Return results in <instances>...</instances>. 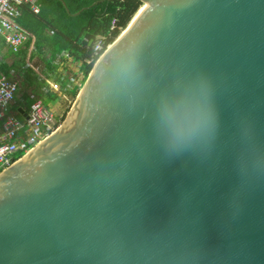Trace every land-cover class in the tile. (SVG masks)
Masks as SVG:
<instances>
[{
  "label": "water",
  "instance_id": "1",
  "mask_svg": "<svg viewBox=\"0 0 264 264\" xmlns=\"http://www.w3.org/2000/svg\"><path fill=\"white\" fill-rule=\"evenodd\" d=\"M139 1L0 170V264H264V0Z\"/></svg>",
  "mask_w": 264,
  "mask_h": 264
},
{
  "label": "trees",
  "instance_id": "2",
  "mask_svg": "<svg viewBox=\"0 0 264 264\" xmlns=\"http://www.w3.org/2000/svg\"><path fill=\"white\" fill-rule=\"evenodd\" d=\"M39 1L40 10L38 13H32L27 10V6H24L19 9L20 14L16 19H18L19 28L27 35L25 45L28 49L24 54L25 58L32 60L34 55L38 54L41 60L42 65L35 62L28 71L33 76L32 79L37 83L36 85L43 87V94H47L49 91L47 98L43 101L47 103L50 99H55L57 94L53 90L55 86L45 82V78L38 73L36 66L41 65L43 73L53 70L55 67L53 61L57 54L64 51L73 61L80 63L79 70L83 76L79 84L60 92L61 102L58 108L60 118L63 120L93 64L107 45L112 43L125 28L141 6V2L139 0H101L91 5L96 0ZM79 10L81 11L78 14H74ZM114 20L115 26L111 29L110 26ZM98 38H103L102 51L99 55L95 54L93 50L94 42ZM90 40H93L91 44H89ZM31 46L33 48L29 51ZM34 47L38 50L45 49L47 53L45 52L42 56L41 53L34 50ZM21 97L27 104L36 99V96H31L28 93L22 94ZM6 113L21 117L17 106H9ZM22 153L19 151L17 157H20Z\"/></svg>",
  "mask_w": 264,
  "mask_h": 264
},
{
  "label": "built area",
  "instance_id": "3",
  "mask_svg": "<svg viewBox=\"0 0 264 264\" xmlns=\"http://www.w3.org/2000/svg\"><path fill=\"white\" fill-rule=\"evenodd\" d=\"M27 5L33 13H38V0H0V36L14 52L18 51L27 35L19 28L16 17L20 7ZM115 26L112 21L110 28ZM103 38L94 44L95 54L102 51ZM18 84L14 80L0 76V170L10 166L24 153L31 150L56 129L61 118L59 113L41 98H36L29 105L26 117L20 119L6 111L14 102ZM22 155L17 157V153Z\"/></svg>",
  "mask_w": 264,
  "mask_h": 264
},
{
  "label": "crops",
  "instance_id": "4",
  "mask_svg": "<svg viewBox=\"0 0 264 264\" xmlns=\"http://www.w3.org/2000/svg\"><path fill=\"white\" fill-rule=\"evenodd\" d=\"M38 5L40 7L39 0ZM24 6L20 8L22 9L24 8ZM26 8L28 11L32 12L28 6ZM26 40L20 46L18 51L14 52L7 46L3 37L0 36V76H5L7 79L14 80L18 84V90L15 96V100L10 106H17V111L21 115V117H18L20 119H24L26 117V112L30 105V103L27 104L26 101L22 99V94L28 93L31 96H36V98H41L42 100H44L47 98V95L49 93L48 91L47 94H43V87L36 85L37 83L32 79L33 76L30 75L28 71L29 67L35 62H39V64H41V60L38 54H35L32 60H27L25 58L24 54H26V51L28 49V47H26L25 45ZM95 43L96 42H94V44ZM32 48L33 46L29 48V51H31ZM34 50H36L38 53H41L42 56L45 52L47 53L45 49L38 50L36 47H34ZM53 64L55 66L54 69L48 71L44 70V73L42 71L43 67L41 68L42 64L36 66L35 68H37L38 73L45 78L46 83L51 86H55V89L53 90L54 93L57 94V97L52 100L50 99L49 101H47V103H45L52 106L59 113L58 106L61 102V97L59 96L60 92H64L74 85L79 84L83 76L81 71L79 70L80 63L73 61L67 52L62 51L57 54L55 60L53 61ZM40 68L41 70L39 71ZM26 107L27 110H25Z\"/></svg>",
  "mask_w": 264,
  "mask_h": 264
}]
</instances>
